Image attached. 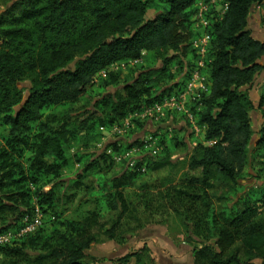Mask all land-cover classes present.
<instances>
[{
  "label": "trees",
  "instance_id": "obj_1",
  "mask_svg": "<svg viewBox=\"0 0 264 264\" xmlns=\"http://www.w3.org/2000/svg\"><path fill=\"white\" fill-rule=\"evenodd\" d=\"M197 1L21 0L0 13V235L13 234L0 245V264H87L93 222L67 220L70 205L94 193L96 218L117 213L114 237L130 210L126 190L140 183L145 192L149 186L141 183L174 166L171 156L185 139L179 129L151 133L159 154L122 165L109 178L118 157L133 148L149 151V141L89 150L127 119L132 125L125 135L144 129L151 119L141 117L146 109L185 90L195 67ZM228 1L210 29L211 62L203 72L209 89L187 103L201 128L200 138L190 135L197 143L189 166L203 177L181 189L169 187L160 198L190 234L216 236L211 244L210 237L198 240L196 264H264V184L219 212L208 189L196 190L210 187L207 178L215 171L237 183L252 164V150L264 149V40L249 29L261 6L264 24V0ZM122 77L127 81L120 89ZM259 80L263 121L254 142L250 108ZM170 116L185 120L176 110L166 111L164 119ZM37 213L41 224L20 235L25 218ZM130 256L118 264H131Z\"/></svg>",
  "mask_w": 264,
  "mask_h": 264
},
{
  "label": "rangeland",
  "instance_id": "obj_2",
  "mask_svg": "<svg viewBox=\"0 0 264 264\" xmlns=\"http://www.w3.org/2000/svg\"><path fill=\"white\" fill-rule=\"evenodd\" d=\"M20 1L0 0V13L9 7H15ZM260 10L262 11V6L257 12L252 13L249 29L253 37L258 40H264V24L261 20L262 12ZM154 14V10H152L149 16ZM114 69H118V66L115 65ZM106 76L103 73L101 78ZM126 81L127 79L122 77L118 88H123V84ZM28 85L29 83L25 84L26 87ZM109 89L114 90L113 88ZM261 90L262 82L259 80L254 90H252L254 108H250L252 126L255 130L254 142L260 138L259 129L263 121L258 103ZM25 93L27 94V90ZM180 126L184 128L183 135L185 139L184 144H181L171 156L174 166H168L155 172L147 183H141L143 186L144 184L149 186L147 191L144 192L140 189V183L126 190L130 210L122 218L117 229L114 230V237H111L110 230L117 218V213L108 212L96 218L94 213L98 209V203L94 193H89L76 204L70 205L69 210L65 214L67 220L81 222L85 218L90 217L93 222L91 236H94V241L87 250V264H118V259L127 255H131V264H196L194 249L202 246L201 241L199 242L198 240H205L210 237L209 244L215 242L216 236L210 233H206L205 237L198 238L190 234L180 216L170 209L167 199L160 198V193L163 196L169 187L177 186L181 189L185 184H189L191 178L203 177L199 170H192L189 166L190 157L197 143V141H191V132L194 133L196 138H200V136L193 132L192 127L190 128L186 120L184 121L181 117L175 118L174 116H170L168 120L163 118L158 121L155 118L153 120L151 118L147 121L144 129L133 131L128 136L127 133L125 135L105 132L98 138L89 153H100L107 144L113 142L130 144L136 140H149L152 136L151 133H157L158 130L172 133L175 129H179ZM196 138L194 140H197ZM150 156V152L144 150L139 155L118 157L116 160L117 165L108 174L107 178L121 171L122 165L128 166L131 162ZM251 161L252 164L247 167V170L237 183L229 181L215 171L210 178H207L211 186L198 185L196 190L199 188L202 190L208 189L207 192L213 201V206L219 212L223 207L241 200L243 193L264 184V149L261 151L252 150ZM95 185L98 187L97 184ZM93 192H96V190ZM179 204L184 205L181 202ZM262 217H264V214ZM135 254H137L136 258L140 256V260L138 257L136 261Z\"/></svg>",
  "mask_w": 264,
  "mask_h": 264
},
{
  "label": "built area",
  "instance_id": "obj_3",
  "mask_svg": "<svg viewBox=\"0 0 264 264\" xmlns=\"http://www.w3.org/2000/svg\"><path fill=\"white\" fill-rule=\"evenodd\" d=\"M196 14L194 17L193 29L197 32V37L191 43V50L194 54L193 64L195 67L190 72L191 76L185 90L179 95L166 99L163 103H158L151 108L146 109L141 117L155 118L157 121L166 117V111L176 110L180 114L185 115V120L192 126L193 132L201 135V128L198 126L193 111L187 106L190 97L201 98L203 92L209 89L207 75L204 72L207 69L208 62H211L208 55L210 45V29L212 24L223 18L229 7L228 0H198L196 3ZM178 68H174L176 72ZM186 70L182 75L186 74ZM131 124V120L127 119L122 127L112 129L113 133L124 134ZM149 143L145 146L149 150L152 157L159 154L161 148L156 139L150 137ZM140 149L133 148L125 156L139 155ZM133 164V163H132ZM42 215L37 213L35 218L31 219L28 216L25 218V227L21 230L20 235L33 232L41 224ZM13 234H1L0 245L10 243Z\"/></svg>",
  "mask_w": 264,
  "mask_h": 264
},
{
  "label": "crops",
  "instance_id": "obj_4",
  "mask_svg": "<svg viewBox=\"0 0 264 264\" xmlns=\"http://www.w3.org/2000/svg\"><path fill=\"white\" fill-rule=\"evenodd\" d=\"M185 121V120H184ZM184 128L182 126H180L179 130H183Z\"/></svg>",
  "mask_w": 264,
  "mask_h": 264
},
{
  "label": "flooded vegetation",
  "instance_id": "obj_5",
  "mask_svg": "<svg viewBox=\"0 0 264 264\" xmlns=\"http://www.w3.org/2000/svg\"><path fill=\"white\" fill-rule=\"evenodd\" d=\"M169 263H171L170 261H168Z\"/></svg>",
  "mask_w": 264,
  "mask_h": 264
}]
</instances>
